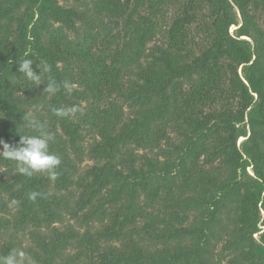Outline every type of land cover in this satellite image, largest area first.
<instances>
[{
    "label": "trees",
    "instance_id": "16d2710c",
    "mask_svg": "<svg viewBox=\"0 0 264 264\" xmlns=\"http://www.w3.org/2000/svg\"><path fill=\"white\" fill-rule=\"evenodd\" d=\"M88 12L80 37L89 15L59 0H0V139L18 142L32 111L61 159L55 178L0 159V212L15 199L14 228H34L25 254L35 264H221L213 239L228 211L230 263L264 264V0H95ZM25 56L46 60L71 94L26 82ZM49 106L76 111L58 118ZM66 214L101 229L54 227ZM9 227L0 217V255L22 251Z\"/></svg>",
    "mask_w": 264,
    "mask_h": 264
},
{
    "label": "clouds",
    "instance_id": "9594fccd",
    "mask_svg": "<svg viewBox=\"0 0 264 264\" xmlns=\"http://www.w3.org/2000/svg\"><path fill=\"white\" fill-rule=\"evenodd\" d=\"M34 62L36 67H33ZM19 73L29 84L39 88L43 85L42 95L55 96L60 91L71 94L73 85L71 81H57L50 75L51 65L46 60H34L27 56L20 58ZM47 77L46 83L42 78ZM49 110L58 118H65L75 113V108H57L49 106ZM23 123L30 131L27 134H19L20 139L16 143H9L0 139V159L11 161L15 165V172L21 176L31 178L37 173H47L55 178L57 169L61 165V159L51 151V144L55 141V134L49 130L45 122L36 118L32 111L23 115ZM41 194L29 192L27 198L33 202ZM19 202L15 199L11 205ZM10 205V206H11ZM24 256L22 251L12 249L6 255H0V264H21Z\"/></svg>",
    "mask_w": 264,
    "mask_h": 264
},
{
    "label": "rangeland",
    "instance_id": "374dc122",
    "mask_svg": "<svg viewBox=\"0 0 264 264\" xmlns=\"http://www.w3.org/2000/svg\"><path fill=\"white\" fill-rule=\"evenodd\" d=\"M60 4L64 7L67 8H73L75 9L78 13H80L82 16H85L86 14L89 15L90 18H88L86 21L81 22L80 21L77 23V27L79 29V36L81 37V28L82 27H88V24L90 25V21L92 14L90 12H88V9L90 10L92 8V4L95 0H59ZM105 24L106 27H110L113 28L114 24L109 20V19H105ZM236 28L232 27L230 30V33H232ZM100 29L96 28V30H93L94 33H97ZM71 35L75 36L74 33H70ZM164 31L161 29L160 30V40H164ZM153 44L149 45V50L152 48ZM241 74V73H240ZM127 78H133L135 79L136 76L134 74H128ZM125 113L126 115L130 114L131 111L128 108H125ZM243 138H240L238 141V146H240V143L243 141ZM90 142V141H89ZM89 144V143H88ZM94 165V162L91 161L90 159H86L84 164L82 165L84 168L85 167H89ZM5 201L9 203L8 200V196H5ZM17 215V208L14 207L13 205H9V208L6 211L0 212V217H4L5 219H8L10 221V227L9 230L11 233H16V235L18 236V241L17 243H21V249L22 252L24 253V256L21 258V264H35L34 261H32V259L25 254V249L28 247H32L33 246V241L31 238V235L29 234V232L31 230H33L34 228L31 226L29 228H27L26 231H22V230H17L16 228H14V224L16 222L15 216ZM222 224L221 226L218 228V231H221V228H225L226 233L225 232H220V237L219 240L216 242V239H213V244H214V255H216V259L219 263L221 264H231V258L233 257V252H231L228 249V243L229 241H231L232 237L230 236V232L232 230H234V227L236 225V219L234 218L233 214L229 215L228 211L225 212V214L222 215ZM74 226L79 232L80 234H85L88 231H91L92 233H96L97 230L101 229V225H99L98 222H93L88 226L86 223H82L79 221L78 218H75L69 214H66L63 216V219L61 222L55 223L53 226L57 227L60 230H64L66 229L68 226ZM255 238H259V235H255ZM9 241V234H4L1 238H0V245H3L5 242ZM19 247L17 248V250L19 251ZM77 253L76 249L70 250V255H74ZM83 260L88 261L86 256H82Z\"/></svg>",
    "mask_w": 264,
    "mask_h": 264
}]
</instances>
